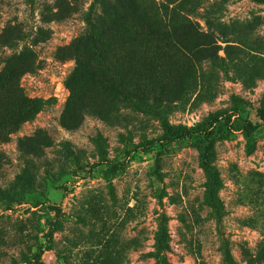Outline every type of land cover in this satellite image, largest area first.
I'll list each match as a JSON object with an SVG mask.
<instances>
[{
	"label": "rangeland",
	"instance_id": "374dc122",
	"mask_svg": "<svg viewBox=\"0 0 264 264\" xmlns=\"http://www.w3.org/2000/svg\"><path fill=\"white\" fill-rule=\"evenodd\" d=\"M263 106L264 0H0V264H264Z\"/></svg>",
	"mask_w": 264,
	"mask_h": 264
},
{
	"label": "trees",
	"instance_id": "16d2710c",
	"mask_svg": "<svg viewBox=\"0 0 264 264\" xmlns=\"http://www.w3.org/2000/svg\"><path fill=\"white\" fill-rule=\"evenodd\" d=\"M93 43H96L95 38L92 39ZM258 116L264 122V106L258 109ZM261 126V122L253 120L249 116L241 115L235 111L225 112L221 115L215 116L211 123L207 127L199 129H175L162 139L149 140L140 147L150 148L155 145H159L161 148L168 146L169 143L185 140L190 137H203L206 141V157L211 152L210 140L215 133L229 131V130H244L248 134H253ZM126 165V161L117 162L114 164L115 168L123 167ZM59 211V206H54Z\"/></svg>",
	"mask_w": 264,
	"mask_h": 264
}]
</instances>
